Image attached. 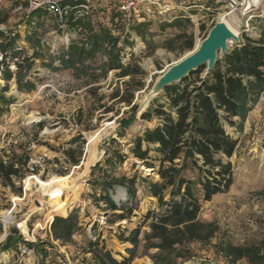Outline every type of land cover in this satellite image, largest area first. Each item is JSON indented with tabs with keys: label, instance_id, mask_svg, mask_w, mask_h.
Returning a JSON list of instances; mask_svg holds the SVG:
<instances>
[{
	"label": "rangeland",
	"instance_id": "rangeland-1",
	"mask_svg": "<svg viewBox=\"0 0 264 264\" xmlns=\"http://www.w3.org/2000/svg\"><path fill=\"white\" fill-rule=\"evenodd\" d=\"M160 1L176 7L161 15L159 11L149 13L153 10L149 6L147 9L138 8L129 23L122 17L115 19L112 14L94 9L88 19L61 29L54 18L43 11H39L38 15H31L33 11L26 7V0H0V14L7 15V22L0 25V31L18 35L17 46L28 55H32L34 49L26 42V38L38 40L37 50L40 54L28 77L36 84L35 89L30 93H19L14 82H10L5 97H13L14 101L0 116V158L12 151L17 155L25 153L30 158L28 168L35 170L21 183L15 182L16 187H21L20 194L0 186V264H85L80 247L86 237L93 239L98 235L102 245L121 261L122 257L128 258L126 249L131 246L123 244L118 236L123 234L126 237L139 226H142L139 237L142 243L130 264H153L149 255L154 251H146L143 247V236L149 228L147 225L143 226L142 222L148 212H159L157 200L148 193V183L141 179L136 183L137 194L134 201L127 197L123 188L114 186L108 191L110 197L117 204L125 203L132 207L133 212L128 219L110 221L111 213L105 211L101 202L96 201L103 193L101 183L105 179L104 155L107 150L112 151L117 147L122 154L127 155L124 164L114 169L115 177L131 178L137 174L140 178L157 181V176L147 172L129 152L133 140L143 130L157 124L156 121H141L139 114L153 99L150 95L156 80L198 47L218 20V15L227 12L216 0ZM260 13L258 10L246 15L240 12L228 13L237 18L232 26L239 30L240 39L243 34L252 39L259 38L260 26L264 21V17H257ZM176 19L182 21L179 28L160 29L161 25L170 24ZM86 23H90L94 30L109 29L120 39L118 58L126 47L134 48L128 65L143 73L141 81L135 78V82L142 85L134 94L133 105L138 109L136 120L122 132V137L117 134L119 122L131 116L130 107L116 104L111 95L117 88L124 90V84L130 80L128 77L117 78L119 70H112L105 79L94 83L87 78H75L72 71L57 69V62L53 63L52 68L49 67L50 62L65 53L70 44L82 43L86 37L83 28ZM140 23L148 24L146 38L150 49L131 31L133 25ZM182 31L193 39L191 50L176 53L163 48L167 40ZM127 40L131 45L126 43ZM232 47L233 44L229 50ZM222 56L218 55L217 60L222 61ZM105 61L106 56L102 54L88 61L87 64L92 68L88 73L100 74L99 68ZM9 68L14 70V65L10 63ZM199 76L203 77V72ZM195 78L190 77L189 82ZM0 85L4 86V83L0 81ZM164 96H160L159 102L164 101ZM108 108L112 111L107 112ZM233 122V127L225 124L227 134L237 141V150L228 160L232 165L233 183L227 192L202 203L199 218L206 223H215L220 230L218 237L225 242L232 246L246 247L256 245L264 238V92L243 123L237 118ZM38 123H42V128L36 136L37 129L34 126ZM111 139L115 143H111ZM69 149L76 154L80 153L79 164L76 166H70L66 161L64 151ZM97 164L100 167L93 169ZM54 176L70 177L77 187L74 200L67 192L60 198L69 204L66 217L76 213L78 218L80 230L73 235L72 244L55 242L49 234L54 217L59 215L52 207L54 203L43 197L36 180L47 181ZM25 180H28L29 186L25 184ZM121 191L125 194L124 198ZM5 212H9L11 218L7 224L3 215ZM20 225L25 228V233ZM14 230L26 242L50 243L45 248L48 257L42 260L37 249H28L19 241L17 233L13 234L11 243L16 247L5 248L6 237ZM216 242L217 239H213L207 245H190L192 256L186 260H178L176 264H230L216 253Z\"/></svg>",
	"mask_w": 264,
	"mask_h": 264
},
{
	"label": "trees",
	"instance_id": "trees-1",
	"mask_svg": "<svg viewBox=\"0 0 264 264\" xmlns=\"http://www.w3.org/2000/svg\"><path fill=\"white\" fill-rule=\"evenodd\" d=\"M38 14L39 11H33L31 15ZM6 22L7 15L0 14V25ZM181 24L182 21L176 19L170 24L161 25L160 29L179 28ZM147 27L148 24L140 23L133 25L131 31L150 49L146 38ZM83 28L86 37L82 43L70 44L65 53L50 62L49 67L52 68L53 63L57 62V69L72 71L75 78H87L94 83L105 79L112 70H119L117 78L128 77L130 80L124 84V90L117 88L111 95L116 104L130 107L131 116L119 122L117 134L122 137V132L136 120L138 109L133 105L134 94L142 85L135 82V78L141 81L143 73L138 68L120 65V39L111 30H94L90 23L83 24ZM18 39V35L0 31V81L4 83V86L0 85V116L14 101L13 97H5L10 82H14L19 93H30L36 87L28 77L34 61L40 58L37 50L39 42L26 38V42L34 49L33 54L28 55L17 46ZM126 43L131 45L128 40ZM163 48L176 53L188 51L193 48V39L182 31L167 40ZM98 54L106 56V61L99 68L100 74H89L92 68L87 62L94 60ZM222 57L223 60H217L207 76H199L205 70L203 67L179 83L165 87L161 93L165 95L164 101L159 102V95L139 114L141 121H156L157 124L143 130L133 140L129 152L146 170L157 176V181L140 178L137 174L131 178L115 177L114 169L124 164L127 155L122 154L118 147L112 151L107 150L104 155L105 179L101 183L103 193L96 201L101 202L105 211L111 213L110 221L128 219L133 212L132 207L125 203L117 204L110 197L108 191L114 186L123 188L127 197L134 201L137 194L136 183L141 179L148 183V193L157 200L159 212H148L142 222L143 226L147 225L149 228L143 236V247L146 251H154L149 255L153 264H176L178 260L189 259L192 256L190 245H207L213 239H217L214 244L216 253L222 255L230 264H264V238L256 245L232 246L218 237L220 230L215 223H206L199 218L202 203L227 192L233 183L232 165L228 160L237 150V141L227 134L225 124L235 126V118L243 123L264 92V21L260 26L258 39L243 34L240 42L233 44ZM9 62L14 65V70L9 68ZM192 76L196 78L189 82ZM111 111V108L107 109V112ZM34 127L38 136L42 123ZM111 143H115V140L111 139ZM64 155L70 166L79 164L80 153L76 154L69 149L64 151ZM29 160L27 154L17 155L13 151L0 158V186L20 194L21 187H16L15 182L21 183L28 174L35 172L28 168ZM98 167L100 164L93 169ZM141 228L139 226L131 230L126 237L123 234L118 236L123 244L128 243L131 246L126 249L128 258L122 257L118 261L102 245L98 235L93 239H84V244L80 247L82 261L85 264H130L142 243L139 239ZM79 230L77 215L72 213L67 217H54L49 234L53 241L67 245L72 244V237ZM16 233L18 234L14 230L6 237L5 248L16 247L11 245L12 236ZM18 239L28 249H37L36 252L42 260L48 257L45 248L50 243L26 242L19 234Z\"/></svg>",
	"mask_w": 264,
	"mask_h": 264
},
{
	"label": "built area",
	"instance_id": "built-area-1",
	"mask_svg": "<svg viewBox=\"0 0 264 264\" xmlns=\"http://www.w3.org/2000/svg\"><path fill=\"white\" fill-rule=\"evenodd\" d=\"M216 2L224 6L226 13L240 12L246 15L258 10L261 13L257 17H264V0H216ZM147 6L153 9L149 13L154 14V11H159L160 15L176 7L160 0H26V7L30 11L47 13L54 18L61 29L69 28L81 20L88 19L94 9H101L106 14H112L115 19L122 17L129 23L138 8L147 9ZM213 22L214 20L211 24ZM134 50V48L126 47L120 53L119 63L122 67L129 64L131 53Z\"/></svg>",
	"mask_w": 264,
	"mask_h": 264
},
{
	"label": "water",
	"instance_id": "water-1",
	"mask_svg": "<svg viewBox=\"0 0 264 264\" xmlns=\"http://www.w3.org/2000/svg\"><path fill=\"white\" fill-rule=\"evenodd\" d=\"M239 42V36L234 38L228 25L217 20L197 48L169 67L156 80L150 97L152 96V100H154L161 95L165 87L179 83L200 68H205L203 77L207 76L213 70L218 55L226 54L231 44ZM148 106L141 112L145 111Z\"/></svg>",
	"mask_w": 264,
	"mask_h": 264
},
{
	"label": "bare ground",
	"instance_id": "bare-ground-1",
	"mask_svg": "<svg viewBox=\"0 0 264 264\" xmlns=\"http://www.w3.org/2000/svg\"><path fill=\"white\" fill-rule=\"evenodd\" d=\"M218 16H219L218 21L225 22L230 28L233 37L238 38V36L240 35L239 30L237 29V27L232 26V24L237 19L236 16L234 14H228V13L219 14ZM147 172L150 171L147 170ZM24 182L27 186H29L28 180H25ZM36 184L43 193V197L48 198L49 202L54 203V205L52 206L54 208V211L60 217H66L65 212L68 203L64 202L63 200H60V198L63 196L64 192H67L70 195V197H72V200H74L77 194V187L75 181L72 180L70 177L54 176L48 179L47 181L36 180ZM121 194H122V198H124L125 194L123 191H121ZM3 215L6 224L11 221L9 212H5ZM21 228H22V232L25 233V228L23 226H21Z\"/></svg>",
	"mask_w": 264,
	"mask_h": 264
}]
</instances>
